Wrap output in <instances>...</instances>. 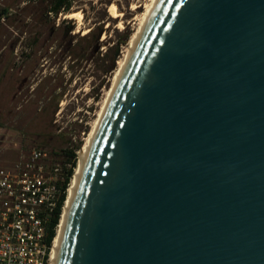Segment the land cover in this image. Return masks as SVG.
<instances>
[{"label": "water", "instance_id": "1", "mask_svg": "<svg viewBox=\"0 0 264 264\" xmlns=\"http://www.w3.org/2000/svg\"><path fill=\"white\" fill-rule=\"evenodd\" d=\"M58 264H264V0L161 1Z\"/></svg>", "mask_w": 264, "mask_h": 264}, {"label": "rangeland", "instance_id": "2", "mask_svg": "<svg viewBox=\"0 0 264 264\" xmlns=\"http://www.w3.org/2000/svg\"><path fill=\"white\" fill-rule=\"evenodd\" d=\"M134 1L71 0L68 13L83 12L77 31L68 13L46 17L32 0H0L11 14L0 19V167L40 151L64 184L129 44ZM112 3L126 13L124 30L110 20Z\"/></svg>", "mask_w": 264, "mask_h": 264}, {"label": "built area", "instance_id": "3", "mask_svg": "<svg viewBox=\"0 0 264 264\" xmlns=\"http://www.w3.org/2000/svg\"><path fill=\"white\" fill-rule=\"evenodd\" d=\"M45 159L34 150L11 168L0 167V264L51 263V224L65 192L56 178L62 168Z\"/></svg>", "mask_w": 264, "mask_h": 264}, {"label": "bare ground", "instance_id": "4", "mask_svg": "<svg viewBox=\"0 0 264 264\" xmlns=\"http://www.w3.org/2000/svg\"><path fill=\"white\" fill-rule=\"evenodd\" d=\"M162 0H138L131 3V12H134L132 36L129 40V44L125 49L123 58L118 61V66L111 81V86L107 90L101 104L100 108L95 116V119L90 125V131L84 138V143L79 150L78 162L74 170L73 177L70 181L69 187L66 193V199L63 204V209L59 219V224L57 227L55 239L53 242V252L50 264H58L60 253L62 249V244L66 229L70 220L71 212L73 209V204L76 198L77 191L79 189L81 179L83 177L85 168L88 164L91 152L93 150L94 144L97 140V136L101 130L104 120L107 116L108 110L112 104L115 94L121 84L124 74L130 64V61L138 48L148 26L153 19L160 3ZM125 9V8H124ZM110 20L113 23H117V28L121 30L125 29L124 19L126 13L121 12L116 3L109 5ZM66 19H74L78 24L77 31L83 25V12L77 11L73 13H68L65 15ZM128 19V18H127ZM125 19V20H127ZM114 20V21H113ZM129 24V25H130ZM129 27V26H128ZM88 30V29H86ZM91 30V29H90Z\"/></svg>", "mask_w": 264, "mask_h": 264}, {"label": "trees", "instance_id": "5", "mask_svg": "<svg viewBox=\"0 0 264 264\" xmlns=\"http://www.w3.org/2000/svg\"><path fill=\"white\" fill-rule=\"evenodd\" d=\"M32 1L37 5V7L40 9V11L43 12L44 16H46V17H48L49 14L56 17L61 13H68L70 11L71 0H32ZM10 16H11V14H10L9 8H4V9L0 10V19H2V18L8 19ZM87 35H83V36H87ZM72 158H74L73 154H71V159ZM72 164H73V168H74L75 167L74 162ZM72 173H73V170H70L68 175H67V178L65 179V182L62 186L64 192L67 189V185H68L69 180L72 176ZM64 201H65V194H63L61 197L59 207L57 209V212H56L55 217L53 218V222L51 224L50 241L55 236L54 227L59 224V219H60V215L62 212V206H63Z\"/></svg>", "mask_w": 264, "mask_h": 264}]
</instances>
